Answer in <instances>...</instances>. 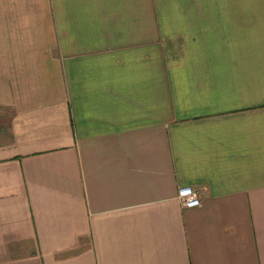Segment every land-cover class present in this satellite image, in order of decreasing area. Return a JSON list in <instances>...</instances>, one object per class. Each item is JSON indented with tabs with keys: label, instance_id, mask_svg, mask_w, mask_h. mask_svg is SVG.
I'll return each instance as SVG.
<instances>
[{
	"label": "crops",
	"instance_id": "1",
	"mask_svg": "<svg viewBox=\"0 0 264 264\" xmlns=\"http://www.w3.org/2000/svg\"><path fill=\"white\" fill-rule=\"evenodd\" d=\"M0 264H264V0H0Z\"/></svg>",
	"mask_w": 264,
	"mask_h": 264
},
{
	"label": "built area",
	"instance_id": "2",
	"mask_svg": "<svg viewBox=\"0 0 264 264\" xmlns=\"http://www.w3.org/2000/svg\"><path fill=\"white\" fill-rule=\"evenodd\" d=\"M176 198L182 207H195L199 204V199L195 190L191 186H180L176 190Z\"/></svg>",
	"mask_w": 264,
	"mask_h": 264
}]
</instances>
